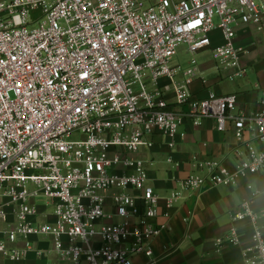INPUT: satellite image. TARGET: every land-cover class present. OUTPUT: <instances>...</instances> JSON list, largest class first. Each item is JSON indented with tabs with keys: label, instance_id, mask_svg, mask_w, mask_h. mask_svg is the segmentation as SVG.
<instances>
[{
	"label": "built area",
	"instance_id": "obj_1",
	"mask_svg": "<svg viewBox=\"0 0 264 264\" xmlns=\"http://www.w3.org/2000/svg\"><path fill=\"white\" fill-rule=\"evenodd\" d=\"M243 26L264 39V0H0V258L44 254L35 245L43 238L53 242V264H135L140 254L163 264L151 247L168 229L156 223L161 199L171 210L183 189L244 180L251 197L215 243L219 252L241 245L243 264H264V207L253 204L264 202V189L252 182L264 170V90L248 113L236 94L197 99L191 89L206 82L195 58L206 49L226 81L246 77ZM181 44L192 59L178 81L181 67L171 62ZM205 119L220 131L232 124L234 167L194 158L205 173L158 195L149 162L136 155L157 135L175 137L185 121ZM111 218L119 221L101 223Z\"/></svg>",
	"mask_w": 264,
	"mask_h": 264
},
{
	"label": "crops",
	"instance_id": "obj_2",
	"mask_svg": "<svg viewBox=\"0 0 264 264\" xmlns=\"http://www.w3.org/2000/svg\"><path fill=\"white\" fill-rule=\"evenodd\" d=\"M237 42L249 49L243 58L248 71L246 77L236 81H226L215 69L213 59L208 65H201L206 82L196 80L192 91L197 99L208 97L209 92L218 95L236 94L239 109L254 112L260 108V98L264 90V39L253 26L238 28ZM191 59L189 64L191 63ZM180 66V65H175ZM184 79L182 68L177 80ZM162 84L168 83L166 78ZM167 97L173 100V93ZM156 144L147 151L136 156L146 159L148 163L150 184L155 192L164 197L172 191L180 189L177 180L191 173H205L194 164V158L201 161L215 160L233 168L238 158L233 149L238 144L232 124L227 130L220 131L216 122L205 119L200 126L185 121L175 137L157 135ZM173 143V146H170ZM172 159L173 163H168ZM254 185L264 189V170L252 179ZM242 180L238 185L206 186L200 190L183 189L184 197L176 206L168 210L163 199L160 201L159 217L156 223H167L168 229L151 241L154 256L163 264H243L241 245H227L220 252L217 250L216 239L225 236L231 226V215L239 204L251 197V191ZM256 210L261 211L264 202L261 197L253 199ZM41 210L52 208L44 203ZM169 211V217L166 213ZM9 221H14L12 215ZM109 223L119 221L117 218L105 219ZM244 244L250 242L251 229L247 222L240 224ZM37 248L45 250L44 254L33 252L21 262H13L0 258L1 264H53L59 258L52 251L50 239L35 238ZM148 258L143 254L134 257L135 264H146Z\"/></svg>",
	"mask_w": 264,
	"mask_h": 264
},
{
	"label": "rangeland",
	"instance_id": "obj_3",
	"mask_svg": "<svg viewBox=\"0 0 264 264\" xmlns=\"http://www.w3.org/2000/svg\"><path fill=\"white\" fill-rule=\"evenodd\" d=\"M188 46L186 44H181L178 48L177 55L173 57L171 64L173 66L180 65L182 70H185L190 66L189 61L192 55L187 51ZM195 58L202 64L208 65L210 58L212 59V53L210 49L199 51L196 53ZM102 224H108V221L102 220Z\"/></svg>",
	"mask_w": 264,
	"mask_h": 264
}]
</instances>
